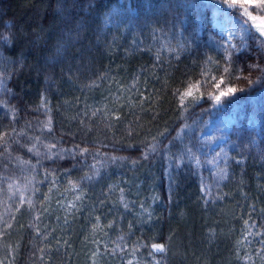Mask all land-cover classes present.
Segmentation results:
<instances>
[{
	"label": "trees",
	"instance_id": "trees-1",
	"mask_svg": "<svg viewBox=\"0 0 264 264\" xmlns=\"http://www.w3.org/2000/svg\"><path fill=\"white\" fill-rule=\"evenodd\" d=\"M213 9L230 11L218 0H0V134L11 145L0 156V261L264 264V104L257 129L248 112L231 126L229 177L206 188L198 137L215 90L205 81L226 58ZM250 33L231 51L244 69L232 80L238 101L264 88V38ZM189 88L205 99L185 111ZM134 178L153 186L152 224L136 223ZM88 215L91 249L76 256L73 233ZM152 243L166 251L150 255Z\"/></svg>",
	"mask_w": 264,
	"mask_h": 264
},
{
	"label": "rangeland",
	"instance_id": "rangeland-1",
	"mask_svg": "<svg viewBox=\"0 0 264 264\" xmlns=\"http://www.w3.org/2000/svg\"><path fill=\"white\" fill-rule=\"evenodd\" d=\"M210 16L212 30L218 37L213 45L219 52H226V49L230 52H238L232 46L238 45L241 38H243L244 48L248 46V39L251 33L241 32V24L238 20L234 19L222 9L212 10ZM230 33L232 35H230ZM256 33L258 37L262 38L258 31H256ZM263 104L264 88L260 89L255 94L248 96L244 101H238L236 95L225 98L221 107L213 108L214 112L212 113L211 118L208 120L204 130L198 137L200 143L199 153L208 163V175L206 180V188L208 192L222 186L229 177L228 162L231 153L234 151V146L228 143L231 126L237 124V122L244 117L245 112H248L246 121L247 126L251 129H257L258 122L255 111ZM244 106H246L247 109H244ZM136 179L137 178H134V180L127 183L130 191L135 197L139 198L134 215L136 223L138 226L141 224H152L154 222L153 208L156 204V196L153 191V186L151 185V182L144 183L141 179L135 182ZM78 203L79 202H77V206ZM77 206L74 209L76 211L78 209ZM65 215L68 216V213ZM89 222L90 216L88 215L86 224L80 225V222V226L77 227V230H75L77 224L74 226L75 232L73 233V236L77 237L75 242L78 241V244H73L69 249L76 256L82 251L85 254H89L90 252V247L83 248L87 242L88 231H92V227H89L88 225ZM65 230L69 231L71 229L67 226L65 227ZM63 245L68 248L66 243H63ZM90 261L91 259L84 257L82 263L88 264Z\"/></svg>",
	"mask_w": 264,
	"mask_h": 264
},
{
	"label": "snow or ice",
	"instance_id": "snow-or-ice-1",
	"mask_svg": "<svg viewBox=\"0 0 264 264\" xmlns=\"http://www.w3.org/2000/svg\"><path fill=\"white\" fill-rule=\"evenodd\" d=\"M218 3L224 7L229 9V15H231L234 19L238 20L241 24V32H250L253 29L259 32V35L261 37H264V0H218ZM250 9H255L258 10L257 14H254L252 10ZM230 35H232L230 33ZM254 35V33H253ZM260 44L262 47H264V40L260 41ZM233 48H235L237 51L241 50L244 48V42L243 38H241V41L238 45H233ZM233 53L228 51L226 49V58L223 64L220 62H215L216 63V71L222 72L219 76H211L208 80L205 81V83H211V87L215 90V92H209L207 95V99L211 100L212 107L217 108L221 107L223 104V101L225 98L233 97L238 91H244L243 88L238 89L233 83V79H239L240 77L236 75L237 72H242L244 69L242 68H237L235 65L238 64V60H233ZM212 61L209 60V63ZM248 68H259V64H249ZM206 70L202 69V75H204ZM262 72H264V69H261ZM259 82V81H257ZM249 83L251 84L252 81L249 80ZM223 86V87H222ZM200 85H196V88L199 89ZM186 97H192V103L185 105L184 100ZM205 99L204 93L201 92L199 96H193V90L192 88H189L187 91L183 92L180 95V100H181V109L182 110H187V108H190L194 106L195 104H199L201 100ZM44 127L48 128L49 131H51V128L49 127V124H45ZM13 132H15V128L12 129ZM9 134L7 132L0 134V156H4L5 153H9V148L11 145L8 142V139L6 137ZM19 135H23V133H19ZM37 141L39 138H36ZM19 143V141H16ZM21 147H25V145L21 144ZM34 147H29L27 149L28 152H33ZM47 147L52 148L55 147V145H48ZM155 150V145L150 149V151ZM84 151H87L86 149L81 150V155L83 154ZM189 152H191V149H188ZM36 155H40L39 152H35ZM51 158V156H49ZM63 157L61 156V159ZM19 160V158H17ZM115 159V157H113ZM22 163L27 164L28 161H22ZM95 165H93V168ZM91 178V177H87ZM31 183V181H29ZM15 185L9 183L8 188L11 190L14 188ZM77 186L73 185V191H75ZM79 199V196L77 197ZM21 203L24 202V197L21 195L20 197ZM29 204L31 205V201H29ZM46 210V209H45ZM246 226H247V222ZM11 225H9L10 227ZM250 227H255V225H251ZM249 235H251V231L249 230ZM256 235H264L262 233L257 232ZM250 243V242H249ZM261 243V250L264 252V240L260 241ZM43 251V249H41ZM135 251V250H134ZM166 251L165 246L163 244L159 243H152L151 244V252L150 255H154L156 253H164ZM259 254V253H258ZM264 258V257H262ZM0 264H4L3 261H0ZM93 264H96V261H93ZM131 264V262H129Z\"/></svg>",
	"mask_w": 264,
	"mask_h": 264
},
{
	"label": "bare ground",
	"instance_id": "bare-ground-1",
	"mask_svg": "<svg viewBox=\"0 0 264 264\" xmlns=\"http://www.w3.org/2000/svg\"><path fill=\"white\" fill-rule=\"evenodd\" d=\"M153 215H154V208H153Z\"/></svg>",
	"mask_w": 264,
	"mask_h": 264
}]
</instances>
